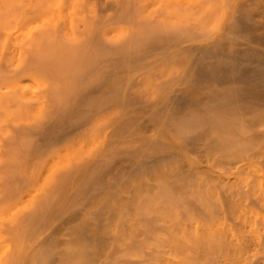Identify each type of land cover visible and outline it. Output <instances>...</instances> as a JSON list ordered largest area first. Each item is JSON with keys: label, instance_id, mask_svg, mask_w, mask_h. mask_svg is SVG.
<instances>
[{"label": "bare ground", "instance_id": "6f19581e", "mask_svg": "<svg viewBox=\"0 0 264 264\" xmlns=\"http://www.w3.org/2000/svg\"><path fill=\"white\" fill-rule=\"evenodd\" d=\"M9 16L0 264H264V0Z\"/></svg>", "mask_w": 264, "mask_h": 264}, {"label": "rangeland", "instance_id": "374dc122", "mask_svg": "<svg viewBox=\"0 0 264 264\" xmlns=\"http://www.w3.org/2000/svg\"><path fill=\"white\" fill-rule=\"evenodd\" d=\"M9 30H10L9 0H0V37H9ZM10 82H11V80H6V81H3V83L0 84V85H2V86H6L7 85L8 87H11V86L8 85V83H10ZM32 85L33 84H31V85H28V84H20L19 85L21 87L20 88V91L23 94L28 93L29 90L30 91L33 90ZM4 90H5V88H3L1 90V92H3ZM112 110L114 111V109H111L110 111L113 112ZM64 119L62 120V122L64 121ZM65 149H66L65 147L60 148V151L57 154V158H56V160H59V161H57L53 165H55L57 163H60V162H62V160L65 159V155L68 154V152H64ZM61 155H64V156L60 157ZM56 160L54 158L53 160H49L47 162L48 164L47 163L45 164V166H46L45 170H46L47 173L52 169V168H48V167H54L53 165H50V164H52V161L55 162ZM0 234H1V231H0ZM67 237H68V235H61V236H60V234H55L54 235V238H56V239H59V238L60 239H66ZM0 242H2V243H0V257H1L3 253L5 254L8 251V247L6 246V243L3 244V242H6V241H4V239H2ZM5 247H7V248H5Z\"/></svg>", "mask_w": 264, "mask_h": 264}]
</instances>
